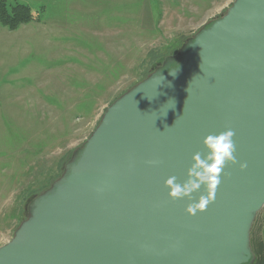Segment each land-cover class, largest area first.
Masks as SVG:
<instances>
[{"label":"water","instance_id":"95a60500","mask_svg":"<svg viewBox=\"0 0 264 264\" xmlns=\"http://www.w3.org/2000/svg\"><path fill=\"white\" fill-rule=\"evenodd\" d=\"M117 98L50 188L35 195L0 264H252L264 207V0H235ZM231 130L235 163L213 201L185 184L209 135ZM154 162V163H153ZM210 162V161H209ZM246 165V167H241Z\"/></svg>","mask_w":264,"mask_h":264},{"label":"rangeland","instance_id":"374dc122","mask_svg":"<svg viewBox=\"0 0 264 264\" xmlns=\"http://www.w3.org/2000/svg\"><path fill=\"white\" fill-rule=\"evenodd\" d=\"M234 1L8 0L28 4L35 21L17 35L22 51L9 52L18 77L7 115L1 100L0 246L13 238L35 195L62 176L106 109ZM252 242L264 246V207Z\"/></svg>","mask_w":264,"mask_h":264},{"label":"clouds","instance_id":"9594fccd","mask_svg":"<svg viewBox=\"0 0 264 264\" xmlns=\"http://www.w3.org/2000/svg\"><path fill=\"white\" fill-rule=\"evenodd\" d=\"M233 136L234 132L231 130L222 132L219 135H209L204 141L209 153L207 159L202 160L199 154L196 155L194 158L195 163L189 171L188 181L181 185L176 183L175 177L166 180V186L170 188L169 195L174 199L181 198L183 195L198 189L201 182L207 184V195L201 196L199 202L189 205L187 208L188 213L195 215L198 210L204 211L209 203L213 201L217 187L221 182L220 174L226 162L235 163ZM241 167H246V165H241Z\"/></svg>","mask_w":264,"mask_h":264},{"label":"crops","instance_id":"0c3cea01","mask_svg":"<svg viewBox=\"0 0 264 264\" xmlns=\"http://www.w3.org/2000/svg\"><path fill=\"white\" fill-rule=\"evenodd\" d=\"M34 21L35 19L32 22L34 23ZM23 27L24 26L22 25L20 28H18L13 32L9 30L7 27L0 25V107L2 106L1 100L5 98L4 109L6 115L8 113L6 108L7 105L6 99L8 100L16 99L15 94L9 97L10 96L9 91L14 92L16 90L15 84L17 83V77H18V71L16 69L18 65L17 63H13L15 56H13V58L10 59L11 54L9 52L17 53L19 49L20 51H22L23 41L22 40L18 41V36L20 34L19 33L20 29H22ZM3 34H8L9 36L10 35L13 36L12 40L8 42L6 39H4ZM21 68L22 67H20V69ZM22 75L23 74L21 69L20 77H19V80H21L20 84L22 83ZM21 90H22V86H21ZM13 96H15V98Z\"/></svg>","mask_w":264,"mask_h":264},{"label":"trees","instance_id":"16d2710c","mask_svg":"<svg viewBox=\"0 0 264 264\" xmlns=\"http://www.w3.org/2000/svg\"><path fill=\"white\" fill-rule=\"evenodd\" d=\"M34 19L32 8L28 4L20 2L11 4L8 0H0V23L3 26L15 30ZM252 246L255 253V260L252 264H264L263 244L256 246L254 242H252Z\"/></svg>","mask_w":264,"mask_h":264},{"label":"flooded vegetation","instance_id":"af4514ba","mask_svg":"<svg viewBox=\"0 0 264 264\" xmlns=\"http://www.w3.org/2000/svg\"><path fill=\"white\" fill-rule=\"evenodd\" d=\"M187 43V42H186ZM185 46V44L183 45V47ZM182 49H179V51L177 52V54L175 55L174 54V56H173V58L175 57V58H177L178 57V54H181L182 53V51H181ZM172 58V57H171Z\"/></svg>","mask_w":264,"mask_h":264}]
</instances>
